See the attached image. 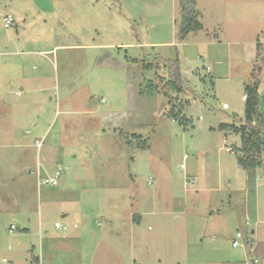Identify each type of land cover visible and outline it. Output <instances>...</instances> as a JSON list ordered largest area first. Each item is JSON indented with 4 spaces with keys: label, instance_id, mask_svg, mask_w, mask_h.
<instances>
[{
    "label": "rangeland",
    "instance_id": "obj_1",
    "mask_svg": "<svg viewBox=\"0 0 264 264\" xmlns=\"http://www.w3.org/2000/svg\"><path fill=\"white\" fill-rule=\"evenodd\" d=\"M195 3L203 30L180 40L179 0H0L13 162L0 171V264H35L40 249L44 264H82L86 228L97 263L110 248L106 264H264V165L242 169L239 135L220 129L244 117L264 0ZM174 60L189 93L171 88ZM57 171V186L40 184Z\"/></svg>",
    "mask_w": 264,
    "mask_h": 264
},
{
    "label": "trees",
    "instance_id": "obj_2",
    "mask_svg": "<svg viewBox=\"0 0 264 264\" xmlns=\"http://www.w3.org/2000/svg\"><path fill=\"white\" fill-rule=\"evenodd\" d=\"M179 8L178 37L180 40H184L189 34L201 31L203 26L199 20V12L196 10L194 0H179ZM256 50L258 63L253 68L250 80L244 85L243 90L244 117L239 121L238 126L235 123L220 125V129L239 135L241 143L239 152L242 155L241 158H238V165L244 170L262 169L264 165V96L259 93L258 81V73L264 63V43L256 44ZM144 68L149 71L152 66L148 64ZM167 70L173 91L177 94L191 92L183 87L178 60L167 61ZM168 116L177 117V114L172 111ZM179 122L182 123L183 120H179ZM133 137L138 139L140 136L133 135ZM139 147L144 148L145 144L141 143ZM136 218L138 216L134 219L136 220Z\"/></svg>",
    "mask_w": 264,
    "mask_h": 264
},
{
    "label": "crops",
    "instance_id": "obj_3",
    "mask_svg": "<svg viewBox=\"0 0 264 264\" xmlns=\"http://www.w3.org/2000/svg\"><path fill=\"white\" fill-rule=\"evenodd\" d=\"M41 1H43V0H40V2ZM172 1H174V4H175V0H172ZM195 1V0H194ZM35 2V5H37L36 4V1H34ZM38 2V1H37ZM94 2V4H96L95 2L96 1H93ZM51 6L52 5H49V8H50V10H51ZM200 14V13H199ZM5 17V16H4ZM4 19V18H3ZM14 22V21H13ZM202 24V23H201ZM203 26V25H202ZM202 30H203V28H202ZM201 30V31H202ZM200 32V31H199ZM262 71H264L263 69H262ZM21 90H23V89H21ZM259 93L261 94V95H264L263 93H262V91L261 90H259ZM0 104H2V105H4V103H2V102H0ZM7 135V134H6ZM6 137V136H5ZM7 139H8V141H5V146H3L1 143H0V150H3V151H0V171L1 170H6V175L8 176H10L11 175V170H10V167L13 165V162L11 163V159H12V157L9 155V152H7V151H4V150H6L8 147H11L10 145H9V143H10V141L12 140V138H11V134H10V132H9V134L7 135V137H6ZM37 150H39L38 148H36ZM7 150H9V149H7ZM6 153H8L7 155H5ZM8 179L10 180L11 179V177H8ZM67 215H64L63 217H66ZM137 217V216H136ZM140 217V216H139ZM136 218V220L133 222H129L130 224H127V222H125V223H123V225H124V227H128V226H130V227H134L133 225H135V224H140V221L141 220H139L140 218ZM122 220V219H121ZM56 223V222H55ZM13 226V225H12ZM75 226V225H74ZM73 226V227H74ZM11 228V227H10ZM10 228H9V230L8 231H10ZM56 229V228H55ZM57 230H59V229H57ZM85 232H81L80 234H79V236H80V244H79V248H78V246H77V251H78V253H80V255H81V259H83V262H82V264H106L107 262L109 263V262H111V259H112V253H117V252H113V250H111L110 248H108L109 250H107V249H105V251H104V254H103V259H101L99 262L100 263H97L96 262V256H97V248H99L100 247V245H98L96 248H93V251H92V253L91 254H87L86 253V251H87V247L85 246V244H84V241H85V239H86V237L88 236V230H87V228H86V230H84ZM133 231H131V233H132ZM115 234H118V232H114ZM88 238V237H87ZM66 242H67V240H65ZM66 242H63L64 244H63V247H61V249L63 250V251H65V253L66 254H71L72 253V250L74 249V248H72L73 247V244H72V242L73 241H68L67 243L69 244V245H71L70 247L69 246H67V243ZM32 255V254H31ZM46 256V257H45ZM121 256V255H120ZM86 257H88V260H85L86 259ZM32 258H34V263L35 264H44L45 262H46V258H48V255L43 251V250H39L38 251V255L37 256H35L34 257V255H32ZM70 258H71V255H70ZM36 259V260H35ZM8 260V259H7ZM9 262H11L12 264H14L11 260H8ZM88 261V263H86ZM115 264H118V262H116Z\"/></svg>",
    "mask_w": 264,
    "mask_h": 264
},
{
    "label": "built area",
    "instance_id": "obj_4",
    "mask_svg": "<svg viewBox=\"0 0 264 264\" xmlns=\"http://www.w3.org/2000/svg\"><path fill=\"white\" fill-rule=\"evenodd\" d=\"M3 20H4L3 27H4L5 29L9 28L10 25L13 23V19L11 18V16H5ZM222 108H223V109H227V105H226V104H223V105H222ZM35 146H36V148L40 149V148L42 147V142H40V141H36V142H35ZM226 152H227V153H233V151H232L231 149H229V148L226 149ZM60 175H61V172H60V171H57V172H55V174H54L52 177H48V178L43 179V180L40 182V184H42V185H46V186H52V187H55V186H57V181H58V179L60 178ZM75 227H76V226H74V228H75ZM54 228L59 229V230H63V231L66 230V227H65V226H62V225H61L60 223H58V222L54 223ZM14 229H15V226H11L9 232H11V231L14 230ZM241 238H242L241 234H240V233H236V235H235V239H233V240H232V243H231L232 248H237V247L239 246V242H238V241H239ZM254 263H256V261H254ZM2 264H12V263L9 262L7 259L4 258V259L2 260Z\"/></svg>",
    "mask_w": 264,
    "mask_h": 264
},
{
    "label": "water",
    "instance_id": "obj_5",
    "mask_svg": "<svg viewBox=\"0 0 264 264\" xmlns=\"http://www.w3.org/2000/svg\"><path fill=\"white\" fill-rule=\"evenodd\" d=\"M239 158V157H238Z\"/></svg>",
    "mask_w": 264,
    "mask_h": 264
}]
</instances>
